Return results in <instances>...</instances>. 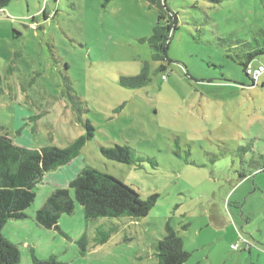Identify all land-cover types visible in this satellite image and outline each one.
I'll list each match as a JSON object with an SVG mask.
<instances>
[{"label": "rangeland", "instance_id": "obj_1", "mask_svg": "<svg viewBox=\"0 0 264 264\" xmlns=\"http://www.w3.org/2000/svg\"><path fill=\"white\" fill-rule=\"evenodd\" d=\"M165 1L177 19L171 63L153 57L158 11L145 0H9L2 10L0 134L63 149L85 122L94 128L79 156L35 187L26 219L2 229L19 264H157L167 226L184 264H264V72L252 85L242 66L256 52L249 68L264 67V0ZM140 75L138 86L121 81ZM114 146L131 149L134 164L101 155ZM85 167L142 199L158 195L154 207L124 224L86 219L70 190L74 210L59 230L37 227L35 212Z\"/></svg>", "mask_w": 264, "mask_h": 264}, {"label": "trees", "instance_id": "obj_2", "mask_svg": "<svg viewBox=\"0 0 264 264\" xmlns=\"http://www.w3.org/2000/svg\"><path fill=\"white\" fill-rule=\"evenodd\" d=\"M8 1L0 0L1 14ZM145 1L158 11L156 27L148 40L154 52L153 57L170 62L167 50L169 41L177 29L176 15L169 9L165 0ZM256 55V52L248 54L247 62L242 64L244 73L252 85L258 80L252 79L248 71L263 67L259 65L254 69L249 68L252 58ZM121 81L125 86H138L146 82L144 75L124 78ZM83 126L86 134L63 149L49 146L40 150H30L15 145L8 134H0V264L20 263L17 246L3 237L2 229L10 221L26 219L24 212L34 202V189L43 181L46 173L68 165L79 156L84 144L94 136V128L89 122H85ZM100 153L107 160L126 165H132L136 160L133 151L126 147H102ZM70 190L73 191L74 201L83 208L86 219H120L121 224L127 219L137 220L146 217L158 198V195H152L142 199L134 189L118 179L85 167L65 187L55 189L44 205L35 212L34 221L37 227L44 230H59L60 217L69 216L74 210ZM114 231L115 228H110L107 233L98 232V243H104ZM166 232L167 234L154 245L157 264H184L189 254L183 249L181 239L168 226ZM78 244L84 252L86 238L79 239ZM244 248L247 249L245 246ZM31 260L32 264H61L54 256L44 260L32 256Z\"/></svg>", "mask_w": 264, "mask_h": 264}, {"label": "built area", "instance_id": "obj_3", "mask_svg": "<svg viewBox=\"0 0 264 264\" xmlns=\"http://www.w3.org/2000/svg\"><path fill=\"white\" fill-rule=\"evenodd\" d=\"M0 15H1V12H0ZM264 72V68L263 67H258L256 70H253V71H248V75L254 79V80H258L259 77L261 76V74ZM244 246H249L248 244H245L244 243ZM233 248H236L234 246H232Z\"/></svg>", "mask_w": 264, "mask_h": 264}]
</instances>
